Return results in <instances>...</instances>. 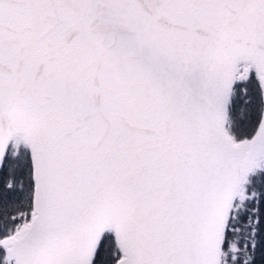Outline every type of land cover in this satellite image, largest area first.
I'll use <instances>...</instances> for the list:
<instances>
[{
	"label": "snow or ice",
	"instance_id": "obj_1",
	"mask_svg": "<svg viewBox=\"0 0 264 264\" xmlns=\"http://www.w3.org/2000/svg\"><path fill=\"white\" fill-rule=\"evenodd\" d=\"M0 264H264V0H0Z\"/></svg>",
	"mask_w": 264,
	"mask_h": 264
}]
</instances>
